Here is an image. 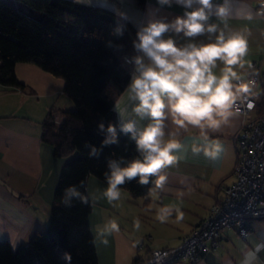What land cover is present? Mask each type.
Returning <instances> with one entry per match:
<instances>
[{
    "label": "crops",
    "instance_id": "obj_1",
    "mask_svg": "<svg viewBox=\"0 0 264 264\" xmlns=\"http://www.w3.org/2000/svg\"><path fill=\"white\" fill-rule=\"evenodd\" d=\"M8 1L27 13L31 11L18 0ZM261 1L233 0V15L226 23L227 30L246 29L250 33L249 51L245 59L251 64L259 63L264 74V16L257 13ZM170 3L171 6L160 5L157 0H147L142 8L136 0L79 2L85 6H101L113 10L120 19L137 29L146 26L150 19L163 18L170 22L177 16H183L185 11L199 7L195 2L192 8L187 9L177 3V0H170ZM248 13L251 14V19L246 18ZM208 23L223 27L214 15ZM169 37L175 39L179 46L188 42L209 43L215 39V34L205 33L187 38L183 33L176 35L170 31L162 38ZM145 63H148L146 58ZM222 67V62L217 61V68L213 71L218 75ZM240 71L246 74L245 79L248 80L250 68L247 64ZM138 74L137 66L134 65L132 77ZM16 76L26 89H8L0 85V243L9 242L15 249L29 244L36 233L48 229L60 175L65 166V162L55 157L54 148L43 142V124L51 111H71L75 107L73 100L64 93V80L36 65L18 64ZM251 92L259 103V110L263 111L264 107L260 105L264 106V87L252 88ZM136 103L138 102L130 100L124 91L116 103L124 112V117L121 118L118 112L117 114L121 126L132 121L135 129L140 132L150 120L133 112ZM243 120V115L239 114L231 125L223 126L219 131L208 130L209 140H219L223 146V151L213 160L205 156L202 150L206 142L198 128L189 126L187 130L179 129L169 117L165 121L164 140L167 141L169 133H173L172 138L178 139L184 147L176 153L180 157L178 163L163 170L167 175L163 189L151 192L146 198L133 199L128 191L121 189L120 200L110 204L103 195L107 184L91 176L88 195L93 205L96 201L100 205L98 229H102L111 219H115L120 226L118 233L106 237V245L100 243L101 254L98 247L100 237L95 234L91 222L93 209L90 226L99 264L103 258L106 264H121L124 257L133 255V252L135 255L136 250L139 252L134 260L141 258L142 264H147L154 251L180 246L184 238L208 217L212 207L224 198L226 189L234 184L239 157L236 135ZM193 148L201 150L194 152ZM122 201L132 206L138 218L149 213L151 221L155 222L160 237L157 241L150 237L155 242L151 247L143 248L144 244L141 242L140 247L136 248L140 236L127 228L131 222L122 210ZM168 205L179 206L184 218L176 220L174 207L167 222L158 221V209ZM257 245L264 246V219L253 223V233L246 239H242L235 229L223 230L217 248L209 253H201L198 261L189 264H243L246 253L254 251ZM141 251H146V256H140ZM252 264H264V247L256 253Z\"/></svg>",
    "mask_w": 264,
    "mask_h": 264
},
{
    "label": "trees",
    "instance_id": "obj_2",
    "mask_svg": "<svg viewBox=\"0 0 264 264\" xmlns=\"http://www.w3.org/2000/svg\"><path fill=\"white\" fill-rule=\"evenodd\" d=\"M18 1L31 11L0 0V85L26 89L16 76L17 65L23 63L64 80V93L76 108L51 111L42 139L54 148L57 159L79 155L62 170L48 229L17 249L9 242L0 243V264H99L90 226L93 204L88 181L94 176L107 184L110 162L126 167L133 159H142L133 133L121 131L115 107L131 81L134 58L140 55L133 44L139 29L101 6L73 0ZM136 1L142 8L147 3ZM69 23L76 29H70ZM109 124L116 127L117 142L103 145ZM135 133L139 134L136 129ZM93 147L99 150L97 156H89ZM154 180L150 177L149 184L141 185L136 177L120 189L133 199L146 198ZM71 186L88 197L87 204L67 192ZM65 199L68 205L62 202ZM65 254L71 255V261ZM142 263L141 258L133 262Z\"/></svg>",
    "mask_w": 264,
    "mask_h": 264
},
{
    "label": "clouds",
    "instance_id": "obj_3",
    "mask_svg": "<svg viewBox=\"0 0 264 264\" xmlns=\"http://www.w3.org/2000/svg\"><path fill=\"white\" fill-rule=\"evenodd\" d=\"M194 2L199 7L185 11L183 16H177L170 22L163 18L150 19L136 33L134 48L142 54L134 58L139 74L133 75L125 94L130 100L138 102L133 112L141 118L147 117L150 122L138 135L132 121L121 126V131L133 133L142 159H133L126 167H120L115 161L109 163L110 173L105 174L107 187L103 195L110 204L120 200V186L136 177H139L141 185L149 184L150 177H155V187L150 192L163 189L167 180L163 170L178 163L180 157L176 153L184 147L178 139L172 138L173 133H169L167 141L164 140L165 121L169 117L179 129L187 130L189 126L198 128L206 142L202 149L205 156L215 160L223 151V146L219 140H209L208 130L219 131L223 126L231 125L241 112L240 104L251 93L254 81L246 80V74L240 71L246 64L251 67L245 59L250 33L246 29L227 30L226 21L233 15V0H177L186 9L192 8ZM157 3L171 6L170 0H157ZM212 15L221 21L223 27L208 23ZM246 18L251 19V14L248 13ZM170 31L176 35L183 33L187 38L215 34V39L209 43L188 42L178 46L172 37L162 38ZM145 58L148 63H145ZM217 61L223 64L218 75L213 71L217 68ZM115 107L123 118L124 112L119 104ZM247 107H253L250 101ZM104 127L103 123L99 125L101 130ZM107 134L103 145L117 142L115 126L109 124ZM200 150L193 148L194 152ZM98 152L93 147L89 156H97ZM84 184V181L79 182L80 187ZM67 192L82 203H88V197L76 186L69 187ZM62 202L65 205L69 203L67 199ZM174 207L176 220H182L183 211L173 205L160 207L156 219L161 223L167 222ZM133 226L139 230L140 221L135 220ZM119 231V224L111 219L98 229L97 234L100 242L106 245V237ZM261 247L264 246L257 245L254 251H248L243 264H252ZM65 258L71 261L70 254H65Z\"/></svg>",
    "mask_w": 264,
    "mask_h": 264
},
{
    "label": "built area",
    "instance_id": "obj_4",
    "mask_svg": "<svg viewBox=\"0 0 264 264\" xmlns=\"http://www.w3.org/2000/svg\"><path fill=\"white\" fill-rule=\"evenodd\" d=\"M257 13L264 16V0ZM248 80L254 81L252 88L264 87V74L259 63L251 64ZM249 101L253 105L250 109L247 107ZM240 108L244 120L236 135L239 157L234 184L226 189L224 198L212 207L208 217L184 238L180 246L154 251L147 264L194 263L201 253L217 248L223 230L235 229L242 239H246L253 233V223L264 219V110H259L252 92L247 94Z\"/></svg>",
    "mask_w": 264,
    "mask_h": 264
},
{
    "label": "rangeland",
    "instance_id": "obj_5",
    "mask_svg": "<svg viewBox=\"0 0 264 264\" xmlns=\"http://www.w3.org/2000/svg\"><path fill=\"white\" fill-rule=\"evenodd\" d=\"M68 27L70 29H73L75 27V25L73 26L72 24L69 23ZM75 29H76V27H75ZM75 108H76V106L74 107V109ZM78 155H79V153L77 152V153L70 155L66 158L58 159V160L61 162H65V164H67V163L71 162L72 160H74L75 158H77ZM140 201H142V199H140ZM126 203H127L126 201H122V206H124V207H122V210L127 215V217H129V220L131 222L130 225L127 226V228L130 229V232H133L134 234L137 233L140 236V238L138 239L139 243L138 242L136 243V248L138 249L140 247L141 242H143V244H144L143 248L151 247L152 243H155V242L152 241V239H150V237L152 236L155 241H157L160 237V236H158L160 234H158V230H157V226H156L155 222L153 223V220L151 221V216L149 215V213L147 215L145 214L143 216V218H141V219L138 218L137 215L135 214L132 206H130ZM93 209H94V213H93V218L91 219V222H92L93 230H94L95 234L97 235V230H98V226L100 223L99 219H98V213L100 211V205L97 203V201L94 203ZM137 219L140 221L139 230H136L133 226L134 221ZM100 243L101 242L99 241L98 247H99L100 253L102 254ZM153 246H155V245H153ZM135 252L138 253L139 251L136 250ZM141 252L142 253L140 254V256H146V251H141ZM137 253L134 255V252H133V255L128 256V257H124L121 261V264H133L134 258L136 257ZM101 264H106L104 258L101 260Z\"/></svg>",
    "mask_w": 264,
    "mask_h": 264
}]
</instances>
